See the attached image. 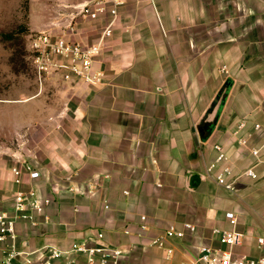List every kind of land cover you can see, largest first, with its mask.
I'll use <instances>...</instances> for the list:
<instances>
[{
	"label": "crops",
	"instance_id": "crops-1",
	"mask_svg": "<svg viewBox=\"0 0 264 264\" xmlns=\"http://www.w3.org/2000/svg\"><path fill=\"white\" fill-rule=\"evenodd\" d=\"M86 1L38 0L36 31L97 42L110 15L85 20ZM123 2L95 62L104 82L47 81L40 121L0 156V212L12 213L15 194L31 186L52 201L36 226L19 222L17 249L104 244L123 250L121 264H194L202 246L224 248L216 230L236 229L235 257H263L264 0ZM215 145L234 178L254 167L257 179L219 185L220 167L209 170ZM27 164L41 176L17 184L13 168ZM186 223L195 231L151 246Z\"/></svg>",
	"mask_w": 264,
	"mask_h": 264
},
{
	"label": "built area",
	"instance_id": "built-area-1",
	"mask_svg": "<svg viewBox=\"0 0 264 264\" xmlns=\"http://www.w3.org/2000/svg\"><path fill=\"white\" fill-rule=\"evenodd\" d=\"M123 4V0H87L80 6L78 15L85 20H97L105 13L110 15L106 27L95 43L74 40L68 32L57 34L39 31L31 35L29 51L35 77L41 89L49 80L81 82L90 86L101 85L104 82L105 76L95 68V62L105 41L113 34L119 8ZM243 127L244 124L240 125V129ZM255 128L259 129L260 125H255ZM241 144L246 145L247 141L242 140ZM215 149L217 157L209 166V170L212 172L220 167L215 174V180L219 185L233 189L235 182L242 177L257 179L258 174L254 167L246 169L234 178L229 159L222 147L215 145ZM251 152L255 157L259 156V150ZM25 173L32 182L41 176V173L30 164L23 168L14 167L13 174L17 184L23 183ZM51 202V199L41 197L35 186H31L28 190H19L15 194L12 213L0 212V250L4 254L0 264H121L123 250L104 244H76L68 250L44 246L32 251H19L16 247L19 222L24 220L36 226L37 217L45 214ZM226 217L235 227L238 221L236 216L227 213ZM146 219L145 216L141 217L144 222ZM186 231L194 232L195 226L186 223L183 230L172 226L162 236L154 238L151 246L164 249L167 240L183 238ZM215 233L224 248L202 246L194 264H264V256L259 259L235 257L233 250L242 244L243 233L236 229L216 230ZM103 237L102 233L98 234L100 240ZM259 243L263 244L264 240L259 239ZM167 252L170 255L173 249L168 248ZM19 258L21 261L17 262Z\"/></svg>",
	"mask_w": 264,
	"mask_h": 264
},
{
	"label": "rangeland",
	"instance_id": "rangeland-1",
	"mask_svg": "<svg viewBox=\"0 0 264 264\" xmlns=\"http://www.w3.org/2000/svg\"><path fill=\"white\" fill-rule=\"evenodd\" d=\"M36 2L0 0V156L25 140L19 133L27 122L40 121L41 88L29 51L31 35L40 25Z\"/></svg>",
	"mask_w": 264,
	"mask_h": 264
},
{
	"label": "water",
	"instance_id": "water-1",
	"mask_svg": "<svg viewBox=\"0 0 264 264\" xmlns=\"http://www.w3.org/2000/svg\"><path fill=\"white\" fill-rule=\"evenodd\" d=\"M207 129H208V128H207ZM212 130H213L212 128L209 129V135L212 133Z\"/></svg>",
	"mask_w": 264,
	"mask_h": 264
}]
</instances>
